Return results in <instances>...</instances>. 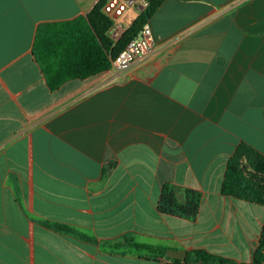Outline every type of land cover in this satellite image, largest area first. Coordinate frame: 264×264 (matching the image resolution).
<instances>
[{"label":"crops","instance_id":"crops-1","mask_svg":"<svg viewBox=\"0 0 264 264\" xmlns=\"http://www.w3.org/2000/svg\"><path fill=\"white\" fill-rule=\"evenodd\" d=\"M99 1L0 0V264L252 263L264 206L221 188L240 144L264 156V0H166L155 52L50 89L38 28ZM165 186L202 194L195 221Z\"/></svg>","mask_w":264,"mask_h":264},{"label":"trees","instance_id":"trees-1","mask_svg":"<svg viewBox=\"0 0 264 264\" xmlns=\"http://www.w3.org/2000/svg\"><path fill=\"white\" fill-rule=\"evenodd\" d=\"M106 1L100 0L87 17H79L72 21L45 23L38 28L34 43V57L40 64L50 89L56 90L72 79L83 80L110 70L113 61L127 44L139 35L143 26L166 0H148V7L116 43L107 36L111 21L102 12ZM250 170L264 172V156L253 148L240 144L229 160L221 193L237 200L264 206V179L251 175ZM176 194L173 187H164L158 205L160 213L195 221L199 215L202 194L198 191L187 190L185 203L180 202ZM55 227L63 230L62 227ZM138 248L165 257L164 251L148 247ZM167 260L170 264H183L179 260L168 258ZM184 264L235 263L209 255L205 251L196 250L187 254ZM250 264H264V226Z\"/></svg>","mask_w":264,"mask_h":264},{"label":"built area","instance_id":"built-area-1","mask_svg":"<svg viewBox=\"0 0 264 264\" xmlns=\"http://www.w3.org/2000/svg\"><path fill=\"white\" fill-rule=\"evenodd\" d=\"M148 5V0H107L102 12L111 21L108 38L114 43L118 42ZM154 35L153 28L148 21L139 35L130 41L113 61V65L122 68L155 52L159 41Z\"/></svg>","mask_w":264,"mask_h":264},{"label":"water","instance_id":"water-1","mask_svg":"<svg viewBox=\"0 0 264 264\" xmlns=\"http://www.w3.org/2000/svg\"><path fill=\"white\" fill-rule=\"evenodd\" d=\"M166 256L171 259V260H179L182 263L186 262L187 259V253L186 251H181V250H169L166 251Z\"/></svg>","mask_w":264,"mask_h":264},{"label":"rangeland","instance_id":"rangeland-1","mask_svg":"<svg viewBox=\"0 0 264 264\" xmlns=\"http://www.w3.org/2000/svg\"><path fill=\"white\" fill-rule=\"evenodd\" d=\"M250 173H251V175H257L259 178H262V179H264V172L262 171V172H255V171H251L250 170Z\"/></svg>","mask_w":264,"mask_h":264}]
</instances>
